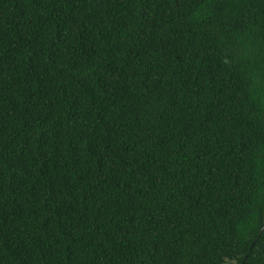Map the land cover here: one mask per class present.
Returning <instances> with one entry per match:
<instances>
[{
	"label": "trees",
	"instance_id": "16d2710c",
	"mask_svg": "<svg viewBox=\"0 0 264 264\" xmlns=\"http://www.w3.org/2000/svg\"><path fill=\"white\" fill-rule=\"evenodd\" d=\"M0 264H264V0H0Z\"/></svg>",
	"mask_w": 264,
	"mask_h": 264
}]
</instances>
